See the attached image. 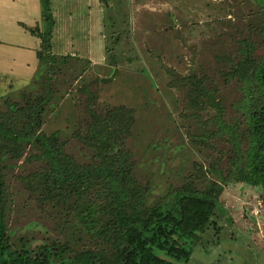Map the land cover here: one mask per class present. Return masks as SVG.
<instances>
[{"label":"trees","instance_id":"16d2710c","mask_svg":"<svg viewBox=\"0 0 264 264\" xmlns=\"http://www.w3.org/2000/svg\"><path fill=\"white\" fill-rule=\"evenodd\" d=\"M250 1L257 7L255 24L240 37L234 57L224 59L225 77L236 79L240 96L233 105L243 120L226 118L210 79L178 76L174 85L186 92V116L201 118L202 129L215 127L192 135L193 142L218 137L228 146L206 169L194 162L181 183L158 195L152 176L143 180L137 171L125 142L135 122L130 107H93L89 101L80 118L48 131L49 110L68 94L56 76H65L69 64L55 66L50 30L36 32L20 23L41 43L30 81L0 96V264H187L203 236L217 245V218L226 215L220 202L224 185L242 182L264 197V0ZM39 3L44 18L48 0ZM83 91L76 88L70 99ZM208 109L213 113L203 119ZM24 162L34 163L21 177L28 198L53 226L35 244L7 226L5 169Z\"/></svg>","mask_w":264,"mask_h":264},{"label":"rangeland","instance_id":"374dc122","mask_svg":"<svg viewBox=\"0 0 264 264\" xmlns=\"http://www.w3.org/2000/svg\"><path fill=\"white\" fill-rule=\"evenodd\" d=\"M47 7L42 18L39 0H0V96L23 89L38 64L35 52L41 39L18 22L22 21L36 32L50 30L55 66L56 61L69 64L65 76L55 75L57 85L62 84L68 94L54 111L49 110L48 131L80 118L89 101L93 107H130L135 122L125 142L142 179L152 176L157 195L169 184L181 183L194 162L206 169L217 151L227 148L218 137L205 144L193 142L192 135L215 127L209 124L202 129L201 118L186 116V92L174 80L189 73L210 79L226 118L243 120L233 105L240 96L236 79L225 77L224 59L234 57L240 37H247L249 25L255 24L256 4L250 0H48ZM64 57L67 62L61 61ZM76 88L86 91L75 93L78 100H71ZM209 110L213 113L212 109L201 112L203 119ZM33 166L24 162L7 167L5 184L7 226L14 236L32 237L35 244L46 234L45 228L53 231V226L46 212L29 200L21 181ZM220 202L226 215L217 218L222 225L217 245L212 247L203 236L187 264H264V197L259 189L229 182Z\"/></svg>","mask_w":264,"mask_h":264},{"label":"crops","instance_id":"0c3cea01","mask_svg":"<svg viewBox=\"0 0 264 264\" xmlns=\"http://www.w3.org/2000/svg\"><path fill=\"white\" fill-rule=\"evenodd\" d=\"M40 4V3H39ZM18 22H21V23H23L22 21H18Z\"/></svg>","mask_w":264,"mask_h":264}]
</instances>
